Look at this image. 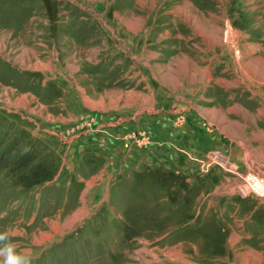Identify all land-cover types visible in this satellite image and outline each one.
Segmentation results:
<instances>
[{
	"label": "rangeland",
	"instance_id": "obj_1",
	"mask_svg": "<svg viewBox=\"0 0 264 264\" xmlns=\"http://www.w3.org/2000/svg\"><path fill=\"white\" fill-rule=\"evenodd\" d=\"M228 145L246 151L240 178L264 182V0H0V248L29 264H254L243 244L204 258V179L237 174L208 152ZM84 189L108 215H73Z\"/></svg>",
	"mask_w": 264,
	"mask_h": 264
},
{
	"label": "crops",
	"instance_id": "obj_2",
	"mask_svg": "<svg viewBox=\"0 0 264 264\" xmlns=\"http://www.w3.org/2000/svg\"><path fill=\"white\" fill-rule=\"evenodd\" d=\"M238 143L239 145L244 144L242 140ZM235 148L234 145L225 146L227 154L222 153L231 160L233 167L237 169L235 170L237 174H219L218 176L215 174L212 176L213 174L210 173L204 179L205 191L203 194L209 198L201 205V215L215 221L214 224L218 228L216 235L209 237L210 251L204 253V258L229 259L231 256L226 250L231 249L234 245L243 244L244 247H238L236 250L241 251L244 249L247 258L255 264V261H264V203H256L249 198L240 200L234 195V186L237 185L238 178L241 176L239 173L245 172L243 161L246 155V151L243 152ZM188 170V175L184 176L187 180H190V168ZM106 191V193L109 192L108 188ZM87 192V189L80 191L81 198L76 208L74 207L73 215L76 216L79 212L82 213L87 209H89V212H87L88 218L108 215L105 211L104 213L98 212L97 208L99 206L94 207L95 209L91 208L90 205H92L93 200L83 198ZM98 226L107 227L103 221L102 223L99 221ZM239 251H236V253L239 254ZM232 258L235 259L238 256H232Z\"/></svg>",
	"mask_w": 264,
	"mask_h": 264
},
{
	"label": "built area",
	"instance_id": "obj_3",
	"mask_svg": "<svg viewBox=\"0 0 264 264\" xmlns=\"http://www.w3.org/2000/svg\"><path fill=\"white\" fill-rule=\"evenodd\" d=\"M181 116L178 117V121H182ZM208 159L210 162L219 165L226 171H233V165L229 158L222 152H208ZM235 193L239 197H247L255 195L264 201V182L260 176L255 173H247L240 178L239 183L235 187Z\"/></svg>",
	"mask_w": 264,
	"mask_h": 264
},
{
	"label": "clouds",
	"instance_id": "obj_4",
	"mask_svg": "<svg viewBox=\"0 0 264 264\" xmlns=\"http://www.w3.org/2000/svg\"><path fill=\"white\" fill-rule=\"evenodd\" d=\"M6 239L5 234H0V240ZM0 264H29L27 257L18 254L13 245L7 244L0 248Z\"/></svg>",
	"mask_w": 264,
	"mask_h": 264
},
{
	"label": "bare ground",
	"instance_id": "obj_5",
	"mask_svg": "<svg viewBox=\"0 0 264 264\" xmlns=\"http://www.w3.org/2000/svg\"><path fill=\"white\" fill-rule=\"evenodd\" d=\"M136 243H137V241H136Z\"/></svg>",
	"mask_w": 264,
	"mask_h": 264
}]
</instances>
